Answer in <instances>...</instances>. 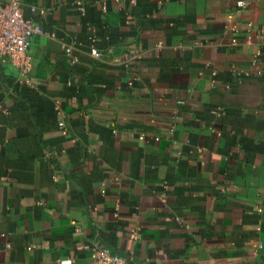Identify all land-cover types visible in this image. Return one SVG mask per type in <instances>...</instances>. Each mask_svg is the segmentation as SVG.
I'll list each match as a JSON object with an SVG mask.
<instances>
[{"label": "crops", "instance_id": "1", "mask_svg": "<svg viewBox=\"0 0 264 264\" xmlns=\"http://www.w3.org/2000/svg\"><path fill=\"white\" fill-rule=\"evenodd\" d=\"M240 1L25 0L42 31L30 72L0 56V264H264V0Z\"/></svg>", "mask_w": 264, "mask_h": 264}, {"label": "built area", "instance_id": "2", "mask_svg": "<svg viewBox=\"0 0 264 264\" xmlns=\"http://www.w3.org/2000/svg\"><path fill=\"white\" fill-rule=\"evenodd\" d=\"M25 0H0V56L11 58L19 64L25 73L32 70L33 63L30 54V45L35 34L40 33V25L24 14ZM241 6L247 2L241 0ZM92 55L97 59H104L106 53L92 48ZM139 54L132 50L126 54V62H133ZM63 126L64 122L61 121ZM137 238V232L131 233V240ZM95 264H131L130 260L119 252L110 248L101 247L95 251Z\"/></svg>", "mask_w": 264, "mask_h": 264}]
</instances>
